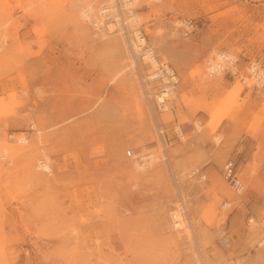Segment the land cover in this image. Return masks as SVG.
I'll return each instance as SVG.
<instances>
[{
    "label": "rangeland",
    "instance_id": "obj_1",
    "mask_svg": "<svg viewBox=\"0 0 264 264\" xmlns=\"http://www.w3.org/2000/svg\"><path fill=\"white\" fill-rule=\"evenodd\" d=\"M133 1L134 30L180 78L173 114L128 38L103 39L76 9L117 8L129 27L123 0H0V264H264V90L205 72L218 51L264 57V0ZM129 149L151 167L135 171ZM229 160L241 195L222 179Z\"/></svg>",
    "mask_w": 264,
    "mask_h": 264
},
{
    "label": "built area",
    "instance_id": "obj_2",
    "mask_svg": "<svg viewBox=\"0 0 264 264\" xmlns=\"http://www.w3.org/2000/svg\"><path fill=\"white\" fill-rule=\"evenodd\" d=\"M130 2L131 0H128L124 3L126 4ZM117 4L120 5V0H117ZM115 14L116 12L113 11V9L105 6H101L99 9L96 11L93 10L92 12L85 8L81 13V19L83 23L88 25L94 32L110 35L120 30L125 37L131 39L127 23L123 21L122 18H119V16L118 18L114 17ZM177 24L178 22L175 23L176 26ZM177 28L182 30V35L184 37H187L188 35L196 32L198 25L192 19H185L180 22V25ZM135 33H137V35H134ZM132 34L134 38L132 43L136 44V46L140 49L139 54H134L133 52L136 60L145 65H147V62H150L149 60H151V62H157L156 66H154L155 68L147 65L149 70L146 73V82L153 85L156 89L151 98L160 112H174L175 105L173 104V95L180 84V78L175 70L168 65V63L165 64L164 61L159 58L154 47L148 44L146 35L141 30L135 29ZM146 51L148 52L146 53ZM145 58H148L149 60ZM214 58L215 60L216 58L218 59L216 63H214L211 59H208L205 63L209 79L218 78L219 72H221L222 75L226 74L244 86H248L247 84L250 83L251 88L255 91L258 89L264 90L263 56L245 59V64L243 66L240 65V60L238 58L233 61L225 51H218ZM148 98H150V96H148ZM171 128L174 138L177 141L183 143L187 140L186 133L180 124L175 123ZM126 157L131 160H136L140 166L146 164L145 167H143L144 170L149 168L148 161L146 159L142 160L134 149L127 150ZM145 157H147V155H145ZM36 170L46 176H51L52 174L51 165L44 159L38 160ZM221 175L222 179L230 186L235 195H241L244 192V184L239 178L238 168L232 160L225 163L222 168ZM189 176L192 178L197 177L200 180H206V175L200 168L193 169ZM252 222L253 218L248 220L249 226H251Z\"/></svg>",
    "mask_w": 264,
    "mask_h": 264
},
{
    "label": "bare ground",
    "instance_id": "obj_3",
    "mask_svg": "<svg viewBox=\"0 0 264 264\" xmlns=\"http://www.w3.org/2000/svg\"><path fill=\"white\" fill-rule=\"evenodd\" d=\"M124 2H127L128 0H123ZM134 2L135 1H131L130 3H126L124 6L128 9V11H129V14H132V12L130 11V9L128 8V7H134ZM85 2H82V3H80L79 5H77L76 6V9L77 10H81V12L83 11L82 9L83 8H86V9H88V10H90L91 12L93 11V10H95L94 8H93V5L91 4V3H89V2H86L85 4H84ZM117 4V0H114V2H113V6H115ZM81 5H83V6H85V7H82ZM113 6H111V7H113ZM112 9V8H111ZM113 11H115L116 12V14L114 15V17H116V18H118V16H119V18H121L120 17V14L117 12V9L115 8ZM80 13V12H79ZM83 14H84V12H83ZM80 16V15H79ZM133 16V17H132ZM131 19H130V25H129V28H130V32H134V26L136 27V26H139L140 25V21H141V19L139 18V17H134V15L132 14L131 16ZM119 20V19H118ZM138 28V27H137ZM130 34V33H129ZM134 35H137V33H135ZM103 39H106L108 36L107 35H105V34H102V36H101ZM133 37H131V39H129L128 38V40H129V47H130V50L132 51V55H131V53H130V55H131V63H132V65L131 66H133V67H138L139 66V62H137L136 61V57H135V55H133V52H134V54H139V48L136 46V44H134V43H132L133 42ZM142 43H143V41H142ZM148 51H146V53H147ZM215 55L216 54H214V55H212V57L213 58H210L212 61H214V63H216L217 61H218V59L216 58V60H215ZM229 55V57L234 61L235 59H237L235 56H233L232 54H228ZM145 59H148V58H145ZM149 60V59H148ZM150 62H147V65L150 67V66H152V68H155L154 66H156V63L157 62H155V61H152L151 62V60H149ZM205 72H206V74H207V70H206V68H205ZM221 75H222V73L221 72H219V77H221ZM144 79H146L145 77H144ZM144 79H143V82H144ZM240 85H242V84H240ZM248 86H246V87H249L250 86V88H251V85H250V83H248L247 84ZM244 86V85H243ZM253 89V88H252ZM257 91H261L260 89H258ZM177 94V92L175 91V93H174V95H173V97H175V95ZM162 98V97H161ZM173 104L175 105V103L173 102ZM175 108H176V105H175ZM168 113V112H167ZM169 113H171V114H173V112H169ZM195 129H197V131H201L202 129H203V125L202 124H200V123H197V126H196V128ZM216 139H219V137H216ZM17 142L19 143V144H21V145H24V144H27L28 143V140L26 139V138H22V137H20V138H17ZM141 157V159L143 160V159H146L147 161H148V167H151L150 165H152V162H153V160H152V158H151V156L150 155H147V157H145V155H143V156H140ZM40 159H44V160H46L47 162H48V164H50L49 163V160L48 159H45V158H40ZM38 162V161H37ZM37 164V163H36ZM145 165L146 164H143V165H141L140 166V164H138L137 163V161L136 160H134V169H135V171H137V172H143V171H145L144 170V168L143 167H145ZM142 167V168H141ZM139 168H141V169H139ZM245 188V187H244ZM245 190V189H244ZM179 212V211H178ZM172 217H173V215H172ZM174 223H173V227H175L174 229H176V230H182L184 227V218H183V216H182V212H180V213H178V214H176L175 216H174ZM254 222H252L251 223V228H253L254 227ZM261 241L264 243V236L261 238Z\"/></svg>",
    "mask_w": 264,
    "mask_h": 264
}]
</instances>
